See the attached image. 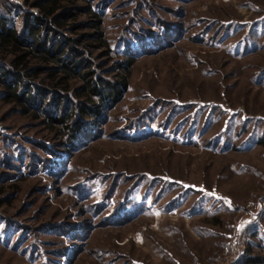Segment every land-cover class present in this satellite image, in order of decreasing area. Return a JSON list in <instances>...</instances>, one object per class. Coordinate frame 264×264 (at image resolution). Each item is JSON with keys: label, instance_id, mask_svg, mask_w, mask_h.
Here are the masks:
<instances>
[{"label": "rangeland", "instance_id": "rangeland-1", "mask_svg": "<svg viewBox=\"0 0 264 264\" xmlns=\"http://www.w3.org/2000/svg\"><path fill=\"white\" fill-rule=\"evenodd\" d=\"M37 1L0 12L21 31L46 17ZM54 1L51 35L85 38L90 75L66 80L68 95L135 62L75 148L44 117L49 101L25 110L0 94V264H226L243 227L233 264H264V0ZM176 23L173 44L152 41Z\"/></svg>", "mask_w": 264, "mask_h": 264}, {"label": "trees", "instance_id": "trees-1", "mask_svg": "<svg viewBox=\"0 0 264 264\" xmlns=\"http://www.w3.org/2000/svg\"><path fill=\"white\" fill-rule=\"evenodd\" d=\"M45 1L48 0L37 1L35 5L46 17L37 16L31 23L30 16L26 15L21 31L14 23H11L7 13L0 12V94L5 101L18 103L25 110L33 107L36 110H42L44 102L49 101L53 110H43L44 117L53 126L61 124L63 135L66 136L65 145L68 147L75 144L72 146L75 148L77 142L82 143L85 140H87L85 142H90L95 139L93 131L95 126L103 120V110L111 107L129 87V77L135 57L133 53H126L124 61L120 62L117 67L118 71L114 78L101 79L98 76L94 79L90 76L84 81L83 87L78 89L75 98L68 95L63 91L67 90L64 87L66 80L85 79L90 75L89 71L82 72L86 59L81 57L80 45L84 44L85 38L81 35L80 38L71 39L70 42L69 38L59 37V34L51 35L59 32L56 30L50 32L52 28L50 30V27L48 28L47 16L55 14L58 9L54 0L48 3H44ZM92 16L96 18L95 26L99 29V13L93 12ZM63 18V15H60L57 19L61 26L65 23V20L62 21ZM42 27H45L44 31ZM179 28L180 25L176 23L170 27L168 32L150 37L154 38L152 41L158 46L162 45L159 39L163 38L165 45L168 46L169 41L173 44L172 39L176 36L172 30ZM92 35L94 36V33ZM97 37L100 39V34H97ZM65 45L68 48H64ZM151 47H147L143 54L151 52ZM8 55L11 57L7 60ZM33 60L44 62L47 65L45 70L50 77L48 86L37 82L41 68L32 65ZM246 255L245 261L249 263L259 262L262 259Z\"/></svg>", "mask_w": 264, "mask_h": 264}, {"label": "built area", "instance_id": "built-area-1", "mask_svg": "<svg viewBox=\"0 0 264 264\" xmlns=\"http://www.w3.org/2000/svg\"><path fill=\"white\" fill-rule=\"evenodd\" d=\"M241 230L242 231L239 237V241L236 243L234 247L233 256L226 264L236 263L237 261H239L240 257L245 255L247 251L246 246H245V237H246L247 227L246 228L243 227Z\"/></svg>", "mask_w": 264, "mask_h": 264}]
</instances>
